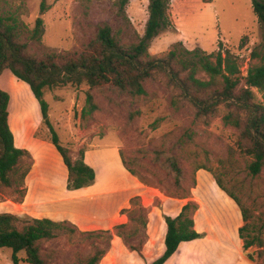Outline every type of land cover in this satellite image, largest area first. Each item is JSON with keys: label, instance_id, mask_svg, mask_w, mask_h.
Instances as JSON below:
<instances>
[{"label": "rangeland", "instance_id": "obj_1", "mask_svg": "<svg viewBox=\"0 0 264 264\" xmlns=\"http://www.w3.org/2000/svg\"><path fill=\"white\" fill-rule=\"evenodd\" d=\"M148 4L149 0H130L126 7L130 21L118 11L117 0H0V11L17 15L29 30L35 27L38 16L44 18L41 41L31 39L28 32L26 38L32 51L41 55L50 51L82 52L104 22L111 25L122 42L129 44L134 41L136 32H145ZM171 17L174 25L151 42L149 52L155 58L164 57L178 41L190 50L201 48L206 53L221 48L223 53L230 51L237 57L245 77L248 72L244 71L255 62L251 57L253 49L264 53V26L254 11L252 0H171ZM198 76L206 77L203 73ZM0 87L11 95V126L18 143L31 148L37 163L36 173L44 176L42 186L46 188L39 195V201L46 205L53 197L51 195L58 196L68 190L63 170L66 166L51 142V131L42 121L41 106L30 86L6 70L0 76ZM145 88V95H133L111 85L90 88L83 83L46 88L44 94L49 103L52 125L62 144L71 149L73 159L80 157L81 149L89 151V161L93 166L95 164L100 182L89 185H98L94 191L128 184L124 168L133 171L149 187L147 193L139 195L123 211L128 216L127 226L118 228L120 222L113 229L116 234L118 231L123 233V236L118 235L121 237L118 243L124 250L125 246L130 248L132 245L141 254L149 250L151 255L159 252L162 245L164 252L165 238L161 244L163 225L152 226L148 243L147 229L135 218L145 215L152 220L160 219L167 215L166 210L171 212V207H179L181 198L198 196L197 193L203 196L195 189L201 173L214 179L218 177L230 192L239 197L249 209L248 222L254 227L252 234L264 242V170L259 175H252L249 168L252 157L242 153L238 146L240 131L226 125L221 114L199 118L189 105L176 109L171 104L172 90L161 74L145 81ZM88 92L92 93L97 108L92 115L85 117L83 110L88 106ZM258 96L263 98L260 93ZM16 121L22 123L19 125ZM28 122V128L37 124L32 127V139L24 141L23 123ZM160 154L162 159L159 161ZM169 155L177 157L183 169L180 185L164 165ZM33 162V158L25 159V164L32 163L33 166ZM198 166H206L210 171L204 168V173L196 171ZM13 178L16 179L17 175ZM75 190L81 194L85 192L84 188ZM201 190L209 201L217 202L211 180H203ZM121 197H115L117 199L109 205L108 211ZM24 199L25 190L19 185L0 186V212L20 214L23 209L19 202ZM96 215L100 213L96 212ZM20 216L28 218L27 215ZM67 226L75 229L72 236L63 231L43 245V249L53 255L50 264H78L79 259L95 252L96 246L107 249L112 243L105 232L96 231L98 233L89 235L87 232L93 229L82 230L71 221ZM133 229L139 232L132 235ZM212 237L215 238L214 234ZM185 244L176 255L177 264H193L195 260L191 259L190 253L194 258L198 255L200 260L203 256L210 257V253L203 252L200 256L201 252H195L199 243ZM252 247L249 252L254 254L256 262H264V246ZM12 254L10 248L0 247V264H15ZM129 261L122 258L118 264H129ZM18 264H28L24 251L19 253Z\"/></svg>", "mask_w": 264, "mask_h": 264}, {"label": "trees", "instance_id": "obj_2", "mask_svg": "<svg viewBox=\"0 0 264 264\" xmlns=\"http://www.w3.org/2000/svg\"><path fill=\"white\" fill-rule=\"evenodd\" d=\"M129 1L117 0L118 11L128 21L126 7ZM252 3L264 26V0H252ZM148 10L149 18L144 34L136 32L134 41L129 44L122 42L111 25L104 22L82 52L50 51L41 55L32 51L26 38L28 32L31 39L41 41L44 18L38 16L35 27L29 30L17 15H6L0 11V76L10 70L30 86L39 101L42 121L49 127L51 142L68 169L67 189H81L93 184L97 177L96 169L86 162L85 150L81 149L80 157L73 159L71 149L62 144L50 120L49 103L44 98L45 89L86 83L90 88L111 85L133 95H145V81L160 74L172 90L171 104L176 109L189 105L199 118L221 114L226 125L240 131L238 146L242 153L252 157L249 164L252 175H259L264 170V53L257 48L253 49L251 57L255 62L251 63L245 77L242 76L237 57L230 51L223 53L221 48L206 53L201 48L190 50L182 41H178L179 47L176 45L164 57L155 58L149 52L151 42L174 25L171 0H149ZM199 73L206 77H199ZM258 93L262 94L263 100ZM87 102L88 106L83 110L85 117L92 115L97 108L91 92H88ZM10 103V93L0 87V186L11 187L17 184L23 188L32 168V163L25 164V159L33 157L29 149L15 144L10 124ZM158 157L160 161L161 154ZM164 165L177 185H180L184 175L178 158L169 155ZM202 168L210 171L206 166H198L196 171ZM15 175L16 179L13 178ZM215 180L241 209L244 224L239 228V235L244 241L245 250L254 245L264 246L262 238L252 234L254 227L248 222L249 209L218 177L215 176ZM138 197L131 198L130 202L133 203ZM198 208V203L189 199L178 215H165V251L150 264H165L179 250L181 243L203 237L196 229L194 218ZM135 219L140 220L144 228L147 227V216L140 215ZM67 223L68 220L24 219L12 212H0V247L12 250L15 264H18L19 253L22 251L26 254L28 264H50L53 255L45 251L43 245L63 231H68L72 236L75 229L69 228ZM126 226L127 223H122L117 227ZM101 232L108 234V241L113 240L111 230ZM138 232V229H133L131 233L136 235ZM87 233L94 235L98 232ZM117 235L123 236V233L118 231ZM130 248L139 251L132 245ZM106 252V247L96 246L95 252L79 259L78 264H100ZM247 255L256 261L253 253L248 252Z\"/></svg>", "mask_w": 264, "mask_h": 264}, {"label": "crops", "instance_id": "obj_3", "mask_svg": "<svg viewBox=\"0 0 264 264\" xmlns=\"http://www.w3.org/2000/svg\"><path fill=\"white\" fill-rule=\"evenodd\" d=\"M19 122L20 121L17 123L20 125L22 121L20 123ZM36 124L28 128L27 125H30V123H23L25 134H23L22 139H24V141L29 138L32 139L31 131L34 129L32 127H34ZM11 128L13 130V126H11ZM14 134L16 146L20 148H27V144L25 145V143H18L16 132ZM39 140L46 141L44 139ZM27 149H30L34 162L31 171L26 177L25 185L22 188L25 190V199L19 202V206L23 209H21V215H27L28 217L33 218H50L56 221L68 220L76 224L77 227L82 230H111L114 238L111 245H109V248H107V252L100 264H118L122 258L126 259L127 262L129 261L128 257H130L132 261H129V264H150L163 254L162 245L160 246L159 252L152 255L149 250H144L142 254L139 251L133 250L126 246L124 250L123 246L118 243V241L121 240V237H119L113 231L118 223H126L125 221L128 220V216L123 212V209L129 207L131 198L139 195L143 196L145 193H147V191H149V187L143 184L128 169L124 168V172L129 180V183L123 187H111L110 190H108L109 186H107L106 188L104 187L105 189H101V191H94V189L98 187V185L95 184V186L84 188L85 192L82 194L79 193L78 190H66L65 192L61 193V195H51L53 197L48 200L49 202H46V205H43V203L39 201V195H42L41 193H43V191H45L44 189L46 188L45 186H42L44 185V176L39 172L36 173L37 163L34 158L33 151L31 148ZM117 157L119 156L117 155ZM61 159L63 161V158ZM85 160L87 163L93 166L89 161V151L85 152ZM119 160H121L123 163L122 159ZM63 170L64 178L67 181L66 183H68L67 166L63 167ZM199 171H203V173L205 172L203 169H200ZM34 173H36V176ZM201 174H199L198 183L195 189L196 191L200 190L203 196L197 193L198 196L194 194V197L181 198V204L179 207H171V212L166 210L167 215L174 217L180 213L183 205L187 203L189 199H195L199 204V209L194 213V218L196 221V229L203 234V237L193 240V242L199 243L196 245L195 252L198 254L201 252V254H199L200 256H202L203 252L210 253V257L203 256V258L200 260L198 255H196L194 258L193 253H190L191 259L195 260L193 264H258L247 255V253L251 250V247L248 250H245L244 241L239 235V228L244 224L240 207L237 205L234 199H232L219 187L213 177L208 174ZM203 180L212 181V185L215 189V195L217 196L216 203L213 204V202L209 201L202 193L201 188ZM95 183H100L99 176L98 179L96 177ZM115 197L121 198L116 201L117 205L108 211L109 205L113 204V201L115 202V199H117ZM96 212H99L100 215H96ZM158 225H163L164 227L161 240L162 244L167 230L165 217L163 216H161L160 219L154 218L153 220L150 217L148 218V225L146 227L148 235L147 240H149L147 241L148 243L150 242L152 236V226ZM206 232H210V234ZM213 234L215 238L212 237ZM185 243L186 242L181 243L179 250L165 264L178 263V257L176 255L179 251H182L181 249L184 245H186ZM199 248H201V250ZM126 253L128 254V257L125 256ZM184 253H187V251Z\"/></svg>", "mask_w": 264, "mask_h": 264}, {"label": "built area", "instance_id": "obj_4", "mask_svg": "<svg viewBox=\"0 0 264 264\" xmlns=\"http://www.w3.org/2000/svg\"><path fill=\"white\" fill-rule=\"evenodd\" d=\"M247 72H248V71H246V72L244 71V73H247Z\"/></svg>", "mask_w": 264, "mask_h": 264}]
</instances>
